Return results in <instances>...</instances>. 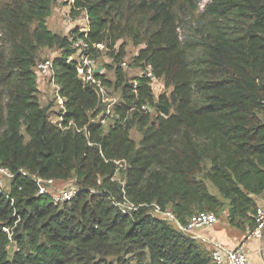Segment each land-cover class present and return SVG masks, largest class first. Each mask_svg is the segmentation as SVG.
I'll list each match as a JSON object with an SVG mask.
<instances>
[{"label":"trees","instance_id":"1","mask_svg":"<svg viewBox=\"0 0 264 264\" xmlns=\"http://www.w3.org/2000/svg\"><path fill=\"white\" fill-rule=\"evenodd\" d=\"M56 1L0 0V165L15 173L0 191V264H218L148 207L127 215L112 197L157 203L183 224L226 212L232 226L256 227L264 203V0H209L202 10L200 0H65L73 18H89L88 31L68 34L47 24ZM78 37L107 44L116 78H103L122 92L116 111L125 125L99 124L105 105L70 59ZM126 39L139 46L131 64H151L162 79L158 97L145 77L135 91L121 65ZM46 48L59 51L62 126L40 99L36 63ZM120 159L124 183L114 179ZM32 175L75 178L78 192L55 203L38 194Z\"/></svg>","mask_w":264,"mask_h":264},{"label":"built area","instance_id":"2","mask_svg":"<svg viewBox=\"0 0 264 264\" xmlns=\"http://www.w3.org/2000/svg\"><path fill=\"white\" fill-rule=\"evenodd\" d=\"M208 2L209 0H200V9H204ZM72 18L68 20V23H72ZM85 31H88V27L85 29ZM72 47L76 50V53L71 56L70 59H75L76 61V67L78 70L79 78L82 79L85 84L92 85L95 88L99 95L100 101L102 102V104L105 105L104 110L98 117L99 124H102L106 128L115 125H125V119L122 120L121 114L116 111V108L123 103V98H114L112 96L113 86L107 85V83L104 81L103 75H105L108 79H114L108 77L107 66L99 61V58L101 56L103 57L109 51L107 44L104 42L91 43L85 40L84 38L78 37L72 39ZM131 63V59L130 61L124 59L121 65L126 69L131 67ZM99 66H101V69L99 72H97V68ZM137 68V74L132 77L134 78L133 81L135 91L137 92V77L148 78L150 80V84L155 90L157 88L158 83H160L162 79L155 75L153 66L151 64H146L145 67L137 66ZM36 69L40 74L49 77L50 81H52V83L56 86V94L58 97V101L61 104V108L64 110L65 98L59 95V86L55 80L54 60L39 59L36 63ZM142 109L146 111L152 110L148 105H143ZM64 114L65 112H63V114L61 115H57V119L56 121H54L60 124L62 122ZM161 114L166 115L164 111H162ZM115 162L117 163L118 168L116 170L114 179L124 183L121 174L127 168V161L125 159H120L115 160ZM20 172L27 174L26 171L23 170H20ZM14 176L15 173L11 171L8 167L0 165V191H7L8 183L14 178ZM32 179L38 187V194H45L50 196L55 203H63L69 201L73 199L78 192V186L76 184L64 187L60 186L59 188V181L54 178H45L41 176L32 175ZM112 201L116 206L121 209L124 214L127 215H133L134 212L138 211L140 208L148 207V212L151 215L169 221L180 231L192 237L196 235L195 233L197 229L212 226L219 220V217L215 213L203 212L195 215L187 224H183L173 210L169 208H163L157 203L135 204L131 202L126 196H123L122 200H118L115 197H112ZM255 219L256 227L253 230V235L256 237H261L264 230L263 199L262 204H259L258 206V209L255 214ZM4 230L9 233V237L11 241H13L11 230L7 227H4ZM211 252L214 260L218 264H250L249 257L243 246H237L233 248L221 241L214 240L211 242Z\"/></svg>","mask_w":264,"mask_h":264},{"label":"rangeland","instance_id":"3","mask_svg":"<svg viewBox=\"0 0 264 264\" xmlns=\"http://www.w3.org/2000/svg\"><path fill=\"white\" fill-rule=\"evenodd\" d=\"M206 1V0H203ZM72 18L70 14V4L65 2V0H57L52 9L51 15L47 19V24L51 30L54 32H58L61 34H68L70 30L74 26H78L85 30L89 26V18H87L86 13L84 12L82 15L72 18L73 21L72 23H68V20ZM123 42V40H120L118 42V46ZM139 51V46H136L132 43L130 39H126V55L124 59L130 61V59L137 54ZM59 53L58 50L55 49H42L41 51V57L40 59H54V57ZM99 61L101 63H104L107 66L108 70V77L113 78L115 80V65L113 62V57L110 55L109 52H107L103 57L101 56L99 58ZM138 68L135 65H131L130 68H126V72L129 77H134L137 74ZM38 81H39V94H40V99L44 105H52V119L56 121L57 119V113L61 109V104L58 101V97L56 94V86L50 81V78L42 75L38 72ZM161 82H163L161 80ZM158 83L157 88L155 89V94L158 97L160 93L165 91L164 84L163 83ZM112 96L114 98H119L122 97V92L120 89H115L113 87L112 90ZM131 136L139 142L142 138L141 132L138 130L137 127L133 128L131 130ZM72 184H76V179L71 178L66 181H59L58 182V187L60 186H69ZM213 191L215 189L211 188Z\"/></svg>","mask_w":264,"mask_h":264},{"label":"crops","instance_id":"4","mask_svg":"<svg viewBox=\"0 0 264 264\" xmlns=\"http://www.w3.org/2000/svg\"><path fill=\"white\" fill-rule=\"evenodd\" d=\"M262 204V199L259 201ZM253 230L248 225L238 228L229 224L227 213L219 217L212 226L196 230L193 237L211 250V242L221 241L230 247L243 246L250 260V264H264V230L261 237L253 235Z\"/></svg>","mask_w":264,"mask_h":264},{"label":"water","instance_id":"5","mask_svg":"<svg viewBox=\"0 0 264 264\" xmlns=\"http://www.w3.org/2000/svg\"><path fill=\"white\" fill-rule=\"evenodd\" d=\"M100 69H101V66H99L98 68H97V72H99L100 71ZM170 110H171V108L170 107H162V111H164L165 113H169L170 112Z\"/></svg>","mask_w":264,"mask_h":264}]
</instances>
